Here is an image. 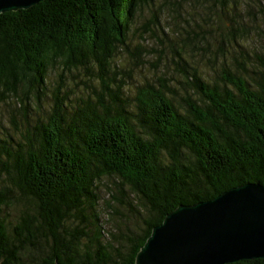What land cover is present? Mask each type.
Segmentation results:
<instances>
[{
	"label": "trees",
	"instance_id": "1",
	"mask_svg": "<svg viewBox=\"0 0 264 264\" xmlns=\"http://www.w3.org/2000/svg\"><path fill=\"white\" fill-rule=\"evenodd\" d=\"M153 3L44 0L0 15V264H137L180 206L264 184L261 58L225 59L209 80L181 68L176 83L164 74L129 93L140 55L118 59Z\"/></svg>",
	"mask_w": 264,
	"mask_h": 264
},
{
	"label": "rangeland",
	"instance_id": "2",
	"mask_svg": "<svg viewBox=\"0 0 264 264\" xmlns=\"http://www.w3.org/2000/svg\"><path fill=\"white\" fill-rule=\"evenodd\" d=\"M239 2L247 4L237 7L236 3L230 2L226 12L221 5L217 7L215 0H154L145 7L133 24L131 49H125L118 59L119 66L129 68V53L141 56L138 57L140 67L131 70L129 93H135L137 86L146 81H157L164 74L176 83L184 77L181 68L199 70L205 80H209L214 77L216 68L218 72L223 69L225 59L230 63L237 62V59L250 62V69L254 68L251 61L257 56L264 61V13L257 0ZM224 54L226 58H223ZM250 55L252 59L248 57ZM53 76L56 78V73ZM69 84L75 87L74 80L69 79ZM43 102L47 100L43 98ZM9 109L8 106L0 109L1 123L7 128H10ZM37 115L44 117L39 112ZM7 137L10 139L13 135L10 133ZM101 196L99 200L104 205L103 199L108 198L107 189H102ZM16 213L15 209L9 208L3 212L2 218L6 215L8 220H13ZM131 220L127 223L130 224ZM134 226L135 223L130 227Z\"/></svg>",
	"mask_w": 264,
	"mask_h": 264
},
{
	"label": "water",
	"instance_id": "3",
	"mask_svg": "<svg viewBox=\"0 0 264 264\" xmlns=\"http://www.w3.org/2000/svg\"><path fill=\"white\" fill-rule=\"evenodd\" d=\"M42 1L0 0V15ZM254 259H264V184L260 183L180 206L154 228L137 264H228Z\"/></svg>",
	"mask_w": 264,
	"mask_h": 264
}]
</instances>
